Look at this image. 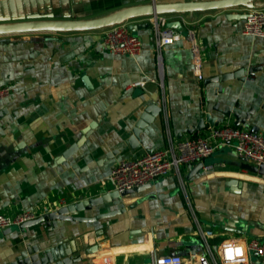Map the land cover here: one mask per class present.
<instances>
[{
  "label": "crops",
  "instance_id": "obj_1",
  "mask_svg": "<svg viewBox=\"0 0 264 264\" xmlns=\"http://www.w3.org/2000/svg\"><path fill=\"white\" fill-rule=\"evenodd\" d=\"M1 1L6 5L0 4V13L50 10L79 18L151 0ZM246 12L197 11L192 19L188 13L164 14L167 21L180 20L184 30L162 47L159 61L145 17L132 21L142 42L133 57L107 49L104 29L0 36V86L10 87L0 99V213L43 214L100 196L111 190L110 172L119 160L200 135L203 129L196 126L207 112L217 117L216 125L234 124L232 115L223 114L227 109L248 116L244 124L262 133L264 36L242 34ZM189 27L201 50L202 79L192 73ZM150 104L161 111L131 147V129ZM240 162L232 147L218 148L208 164H182L128 193L124 210L112 216L58 220L51 229L42 223L24 231L0 229V264L25 245L62 242L73 245L70 264H141L174 252L186 261L217 258L225 240L264 237V175ZM117 208L106 202L79 214Z\"/></svg>",
  "mask_w": 264,
  "mask_h": 264
},
{
  "label": "built area",
  "instance_id": "obj_2",
  "mask_svg": "<svg viewBox=\"0 0 264 264\" xmlns=\"http://www.w3.org/2000/svg\"><path fill=\"white\" fill-rule=\"evenodd\" d=\"M152 25L157 59L160 50L173 44L182 36L180 31L165 26L164 15L145 16ZM127 23H119L104 28L103 44L110 51L128 56H136L142 49L140 38L128 29ZM242 34L264 36V9L251 8L244 18ZM187 37L192 53V73L197 79L203 78L201 50L195 32L187 29ZM10 93V87L0 86V99ZM193 138H184L174 145L155 148L144 154L119 160L110 172L111 190L124 192L166 176L182 164H192L211 156L218 148L232 147L238 158H245L249 164H264V137L259 132H251L243 126H235L228 121L207 127ZM41 215L26 209L10 216L0 213V229L19 225ZM256 257V258H255ZM150 264H264V237H252L246 241L228 239L221 243L217 258L214 255L200 256L197 260L186 261L177 253L155 256Z\"/></svg>",
  "mask_w": 264,
  "mask_h": 264
},
{
  "label": "water",
  "instance_id": "obj_3",
  "mask_svg": "<svg viewBox=\"0 0 264 264\" xmlns=\"http://www.w3.org/2000/svg\"><path fill=\"white\" fill-rule=\"evenodd\" d=\"M46 2L51 3V0H46ZM0 4L5 7L6 2L1 1ZM237 7H243L246 10L251 8L264 9V0H174L166 2H156L155 0H151L147 3L122 6L101 15L79 18L56 17L52 14V12H50V10H48V12L29 10L23 13H11L4 10L3 13H0V36L11 34L82 32L104 29L124 22L128 24V29L133 32L139 27V25L132 23V21L139 17L172 13H188L192 19L193 13L197 11L228 10ZM246 15L247 12L243 15V17L245 18ZM165 26L178 31L184 30L180 20L167 21ZM242 73V70H239L236 72V76L239 77ZM229 76L231 75L228 74L224 77ZM160 111L161 108L156 104H150L145 108L144 112L140 115L131 129V136L129 138V144L131 147L140 142V133L142 129L145 128L151 119L160 113ZM223 114L227 116L232 115L234 117L235 126H244L251 132H259V127L257 125L244 124L245 120L248 119V116L242 119L237 112H230L228 109L223 111ZM217 123V117L212 116L207 112L199 118L196 127L200 130L206 128L207 125L215 126ZM86 131L84 132L85 134L87 133ZM261 134L264 137V130ZM75 147L76 144L70 147V149L63 155L66 156L69 152L73 151ZM240 160L241 162L239 165L241 168H246L251 172L264 175V164L253 165L249 164L245 158ZM202 161L203 163L208 164V157L204 158ZM147 185H149V183L124 192L110 190L94 198L65 204L54 210L45 212L34 219L24 221L19 225H12L5 228L4 232H11L13 230L24 231L26 227L41 223L51 229L52 226L55 227L57 225L58 220L83 223L92 222L100 217L112 216L124 210L122 199L125 195L135 190H140ZM106 202H112L119 208L105 213H99L95 216H84L79 214L82 211L89 210L94 206H98ZM72 251L73 245L70 243L66 244L65 242L49 246L40 244L25 245L6 264H70L72 262Z\"/></svg>",
  "mask_w": 264,
  "mask_h": 264
},
{
  "label": "rangeland",
  "instance_id": "obj_4",
  "mask_svg": "<svg viewBox=\"0 0 264 264\" xmlns=\"http://www.w3.org/2000/svg\"><path fill=\"white\" fill-rule=\"evenodd\" d=\"M255 258H256V257H255ZM150 260H151V259H150V257H148V258H146V259H145V261H144L143 263H141V264H146V263H149V262H150Z\"/></svg>",
  "mask_w": 264,
  "mask_h": 264
}]
</instances>
